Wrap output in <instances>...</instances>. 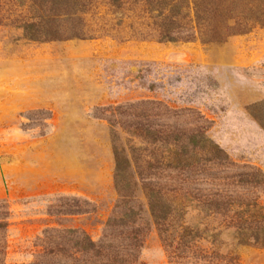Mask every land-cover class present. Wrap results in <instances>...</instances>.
<instances>
[{"label":"rangeland","instance_id":"1","mask_svg":"<svg viewBox=\"0 0 264 264\" xmlns=\"http://www.w3.org/2000/svg\"><path fill=\"white\" fill-rule=\"evenodd\" d=\"M253 1L225 0L230 17L219 27V42L204 41L208 25L198 24L193 0L184 1L176 15L180 39L161 42L156 20L141 7L121 16L105 5L82 16L91 39L31 41L21 27L30 20L29 0H0V200H6L0 210L9 212L4 264L42 261L43 247L79 248L60 239L41 244L46 229L78 230L95 242L106 235L101 249L122 252L121 264H264V246L242 237L252 229L238 230L234 211L208 216L202 205L189 206L183 219L201 236L195 234L187 257L170 260L148 197L151 187L169 208L174 187L182 184L181 194H188L191 182L176 177L172 160L189 154L183 145L198 128L221 152L212 150L215 162L199 169L195 193L208 192L216 172L233 176L252 167L264 179V129L252 116L264 118V26L251 24ZM200 146L195 156L202 161L210 153ZM112 148L127 161L130 184L123 192L133 210L127 226L106 225L125 210L115 209L122 198ZM262 188L228 186L227 194L234 202L238 192L255 201L264 230ZM71 198L79 199L81 213L65 211ZM68 262L90 264L85 257Z\"/></svg>","mask_w":264,"mask_h":264},{"label":"trees","instance_id":"2","mask_svg":"<svg viewBox=\"0 0 264 264\" xmlns=\"http://www.w3.org/2000/svg\"><path fill=\"white\" fill-rule=\"evenodd\" d=\"M184 1L186 2L187 0H131L130 6L128 5L127 7L124 6L127 0H29L28 9L31 11L30 20H25L23 24H21V27L24 36L31 41L65 40L71 38L91 39L94 36L87 34L86 30H84L85 22L82 16L86 11L91 9L94 10L98 5H105L106 9L112 12V15L123 16L127 10H131L132 6H139L141 7L140 10L146 14L148 18H154L156 20L159 41L176 42L180 39L178 34L180 24H178V20H176V15L181 11V6ZM224 2L225 0H193L196 20L199 22L198 24L200 26L203 25L201 24L202 21V23L205 22L208 25L206 34H208V31L209 36L208 38L204 37L205 42H219L222 39L223 35L219 33V27H225L226 18L230 17L228 8L224 5ZM253 4L256 5V11L251 15V24L264 26V0H254ZM235 32H237V30ZM191 37L192 36L187 35L182 38L187 41ZM258 115L259 114L252 113V116L256 118L259 125L264 129V118L262 119L261 116L259 117ZM198 145H201L200 147H202V149L205 148L207 152L210 153L203 156L202 161H199L195 156ZM183 146L189 148V154L186 156H178V154H176L177 156L172 160V169L176 177L180 175L179 180H184V178H181V175H183L187 181L191 182L192 190L190 189L187 191L188 194L182 195V184L181 186L179 185V187H174L172 189L174 199L172 200L173 205H171L173 207L170 206L168 208L165 207L164 203L159 201L157 196L158 191L148 187V197L150 198L149 207L170 260L174 259V262H177V260L187 257L195 234H199V237L201 236V231L197 225H185L183 222L187 212L186 209L189 206L196 208L197 205L198 207L202 205V208L208 211V216H225L227 212L234 211L233 214H236L237 219L235 225L238 230L243 232V230L252 229L251 234L247 236L244 234L242 237L245 236L246 239L251 238L254 244L264 246V230L262 229V225H260L263 214H261L259 210L257 213L255 212L257 208L255 201L246 200L247 195L238 192L234 196L237 202H234L233 196L227 194V190H229L228 186L234 187V185L237 186V189H244V191L245 189H252L250 193L258 189H263L264 179L259 178L258 172L252 167H245V169L250 170L249 172H240L233 176L228 175L222 177L219 172H216V175L214 174L211 179L214 184H212L213 186L211 185V190L209 189L210 191L208 190V192L204 193V190L200 191V189H196L198 193H195L194 189L196 184L194 183L198 176L199 169L202 168V166L205 168L206 164L208 165L211 162H215L217 153H211L212 150L218 153H220L221 150L219 148L217 149L208 139L200 135L199 128L191 132L190 136L187 137V142ZM112 149L114 157V185L118 192H120L122 198L115 205V209L118 211L125 207V210H120L121 213H123L122 218L117 219L112 217L106 225L109 226L110 224L113 225L119 222L118 224L120 226H127L128 223H130V216L133 215V210L129 206L128 200L130 194L128 195L123 192V187H125L127 191L130 184L129 178L126 177L127 161L125 156L121 155L117 149ZM218 163L219 165L223 164L221 161ZM237 177L238 179L234 182ZM70 200L72 203L66 206L68 210L65 211L69 214L76 212L81 213L82 210L76 205L79 199L71 198ZM158 203L162 205L163 208H158ZM73 206H77V208L73 210L71 208ZM4 207L6 208V200L2 198V200H0V209H4ZM8 216L9 212L7 210H0V264H4L6 253L5 246ZM105 238L106 235H103L98 242H95L78 230L52 231L46 229L43 231L42 237L39 238L41 244L49 245L50 243H57V239H60L62 241H73L74 245L79 246V248H75L77 250L70 253L43 247L42 252L39 253L37 257L42 261L45 259V264H72L68 261H75L78 257H80V259L85 257L86 261H90V264L93 263V259L100 260L98 264H121L123 261L122 252H107L101 249V244L105 241ZM246 241L247 240L243 242L242 240L240 243L246 244ZM42 261H34L32 264H43L44 262L42 263Z\"/></svg>","mask_w":264,"mask_h":264}]
</instances>
